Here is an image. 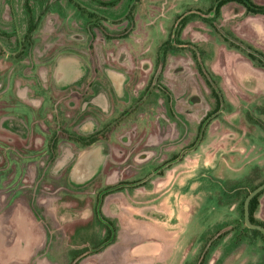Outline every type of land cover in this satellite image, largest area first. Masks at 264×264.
I'll return each mask as SVG.
<instances>
[{"label": "rangeland", "instance_id": "374dc122", "mask_svg": "<svg viewBox=\"0 0 264 264\" xmlns=\"http://www.w3.org/2000/svg\"><path fill=\"white\" fill-rule=\"evenodd\" d=\"M70 54L91 70L131 77V103L144 100L137 133L124 144L118 130L90 149L109 160L80 184L73 168L89 150L63 134L51 163L49 135L43 142L37 130L14 147L41 151L17 158L5 152L12 144L2 127L12 103L25 127L32 65L51 59L39 77L52 84L55 60ZM263 62L264 15L239 0H0V264L20 247H28L26 264H69V250L90 251L77 264H199L204 237L220 230L231 231L207 264H264V239L244 225L245 197L236 192L264 181ZM192 95L200 103L189 104ZM155 115L170 124L172 152L139 144L151 139ZM101 193L116 239L95 252L105 237L95 217ZM256 219L264 223V194Z\"/></svg>", "mask_w": 264, "mask_h": 264}, {"label": "flooded vegetation", "instance_id": "af4514ba", "mask_svg": "<svg viewBox=\"0 0 264 264\" xmlns=\"http://www.w3.org/2000/svg\"><path fill=\"white\" fill-rule=\"evenodd\" d=\"M42 59L32 65L36 69L30 73L33 78L30 89L34 92L30 100H34L31 101L32 105L24 106L25 127L15 119L17 115L13 113L15 103H12L5 124L2 125L3 130L7 132L4 136L12 144V150L8 149L5 152H40V149L35 150L31 147L28 150L14 147L21 139L24 141L29 139L32 142V139L37 138L35 135L37 130L40 131L38 138L42 141L46 140L44 135H49L50 144L47 145L45 152H59L57 147L63 134H65V140L79 146L81 151L98 147L97 145H100L102 141H106L109 145L112 141L111 136L118 130L123 133L121 141L124 144L129 143L128 135L138 131V124L132 121L143 119V114L139 112L144 107L142 106L144 100L137 99L138 102L131 103L132 98L128 97L133 89L131 77L113 70H105V72L101 69L91 70L76 55L70 54L55 60L51 74L52 80H50L52 84L47 79L48 84H45V79L43 81V78L39 76L42 75L41 71L44 72V66L51 59L45 56ZM85 82H87L86 85ZM45 99L50 102L47 108L43 105ZM79 119L83 122V126H78ZM149 121H151V139L147 140L145 137L139 142L142 149H148L147 146H150L149 152L152 154L172 152L173 142L169 136L168 127L170 124L162 127L157 115L151 116ZM18 126H21V130L16 129ZM79 131L87 136L85 138L79 136ZM162 131L166 132V138L159 137ZM109 148L108 146L106 152H114ZM124 150L128 152L127 149ZM129 151L133 152V149ZM109 156L103 155L106 161L109 160Z\"/></svg>", "mask_w": 264, "mask_h": 264}, {"label": "trees", "instance_id": "16d2710c", "mask_svg": "<svg viewBox=\"0 0 264 264\" xmlns=\"http://www.w3.org/2000/svg\"><path fill=\"white\" fill-rule=\"evenodd\" d=\"M239 2L241 4H243L247 10L248 13L250 14H255V15H264V7L262 6H256L255 4H253L250 1L247 0H239ZM225 3V2H223ZM32 30V25L29 26V31ZM254 62L258 63V60H253ZM260 61V60H259ZM262 63V62H261ZM264 63V62H263ZM211 90L213 93H215V90L213 89V87H211ZM216 94V93H215ZM217 100L219 102V97H217ZM218 107L214 110V112H212L211 114H209L207 117H205L204 122H202V124H207L209 118L211 117L210 115H212L213 113H215L217 111ZM11 155H13L12 153L14 152H10ZM51 153V160L50 162L52 163L53 159L56 157V153L57 152H50ZM14 154H17L19 156H16L17 158L22 156V158L28 156L30 157L31 152H15ZM49 165H52V164ZM264 181H260L259 184L257 186H254L252 189L247 190L245 187H238L236 189L237 195L239 198H243L245 197V199L247 198V196L249 195L250 192H252L254 189H256L258 186H260L261 184H263ZM113 189H116V187H109L105 190L104 193H108L110 191H112ZM103 193V194H104ZM103 194L101 193L98 196V201L97 204L95 206V217L97 220V223L103 227L104 231H105V237L104 239L99 242L97 244V248L93 249L96 250L95 252L99 251V249H104L106 247H108L110 244H112L113 242H115L116 239V226L113 224L112 221H110L109 219H107L102 212V201H103ZM264 194V191H262L259 195H257L251 202L250 204V216H251V221L254 224H258V225H262L264 226V223L261 221H258L256 219V213L259 211L260 208V198L261 196ZM245 202V200H244ZM244 202H243V209H242V214H243V220H244ZM35 214V213H34ZM38 216V215H37ZM244 225H245V221H244ZM246 226V225H245ZM247 230L250 231L251 233L261 236L264 239V234H262L260 231L257 230H251L246 226ZM231 230H220V232L215 233L213 235L210 236H206L204 237V246H202L201 248V254H200V263L199 264H207V257L210 254V252L216 248L220 242L227 236L230 234ZM231 239L234 240L235 244L237 246L240 247V244L242 243V238L241 237H235L234 235L231 234ZM89 250H86L82 253H79L77 250H69V256L71 258V261L69 262V264H77L78 261L80 260V258H82V256L84 257L85 254L89 253ZM203 253V255H202ZM198 259V260H199Z\"/></svg>", "mask_w": 264, "mask_h": 264}, {"label": "water", "instance_id": "95a60500", "mask_svg": "<svg viewBox=\"0 0 264 264\" xmlns=\"http://www.w3.org/2000/svg\"><path fill=\"white\" fill-rule=\"evenodd\" d=\"M188 103L191 105H195L200 103V99L197 95H192L188 99ZM104 163V157L101 152H95L93 150H89L86 152H82L73 168L72 179L77 183H84L90 181L101 169ZM262 191H264V183L254 189L249 193L244 202V221L245 225L251 230L260 231L264 234V226L254 224L251 221L250 216V204L252 200L259 195Z\"/></svg>", "mask_w": 264, "mask_h": 264}, {"label": "crops", "instance_id": "0c3cea01", "mask_svg": "<svg viewBox=\"0 0 264 264\" xmlns=\"http://www.w3.org/2000/svg\"><path fill=\"white\" fill-rule=\"evenodd\" d=\"M19 220V219H18ZM12 246V245H10ZM10 246H7V248H9V250H12V249H16V246H13V247H10ZM6 248V249H7ZM19 250L17 252H15L12 256H11V259H9L8 261L6 262H2V264H26L28 262V258H30V255L29 253H27L25 251V249L27 250V248H18ZM17 250V249H16ZM4 258L8 257L9 258V254H5L3 256Z\"/></svg>", "mask_w": 264, "mask_h": 264}]
</instances>
